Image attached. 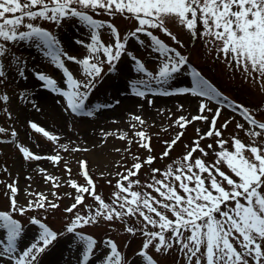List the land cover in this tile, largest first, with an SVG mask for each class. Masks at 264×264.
I'll use <instances>...</instances> for the list:
<instances>
[{
  "label": "rangeland",
  "instance_id": "rangeland-1",
  "mask_svg": "<svg viewBox=\"0 0 264 264\" xmlns=\"http://www.w3.org/2000/svg\"><path fill=\"white\" fill-rule=\"evenodd\" d=\"M94 18L113 23L121 38L136 27L134 19L120 15L108 16L99 12L94 14ZM28 22L38 24L56 35L61 41L62 50L69 55L77 59L89 55L86 45L91 43L90 30L78 20L65 19L57 25L50 21L39 19L29 21L26 18L25 23ZM165 24L179 43L161 31L149 30L186 57L188 63L178 73L173 74V78L167 84L160 85L155 80H149L145 73L138 72L132 59V56H135L153 75L158 72L164 58L153 51L150 38L144 34H138L143 41L142 44L130 38V43L126 44L120 59L113 61L114 70H110L103 52L96 53L92 62L100 64L102 73L95 80V86L88 91L84 112L79 114L67 108L66 98L42 87V82L36 79L35 73H45L56 79L62 90H68V85L63 82L62 70H58L49 58L35 47L33 41H0L6 48V55L0 58L6 72L5 78L0 82V96H8L7 101L0 100V127L6 129L0 133V211L11 212V193L7 188L9 184H14L18 188L17 207H27L29 201H36L38 199L36 193H42L47 197L44 208L33 207L23 214L11 212L13 218L20 221L23 229L21 237L17 240L16 254L21 253L38 236L39 226L30 222L32 218H37L57 232L58 237L39 255L36 264H81L82 245L75 242L74 234L67 232V226L75 215L87 216L98 207V202L85 193L83 204L78 205L72 213L65 211L75 202L74 197L77 195L69 181L87 186V178L80 167L81 161L86 162L88 175L95 184L96 193L106 203L112 204L113 194L119 191L116 187L118 180L125 187L129 181H139L138 184H132L130 191L148 192L157 199H163L146 185L154 183L153 177L155 180H165L163 173L169 166L175 172L196 141L207 155L197 150L189 162L194 163L196 158H200L208 165L215 162L216 153L221 150L217 140L226 141L225 147L229 151L234 150L233 137L246 145L255 142L264 146V134L255 138L246 134L255 126H250L246 122L240 109L241 105L248 108L258 121L264 122V78L259 77L258 73L251 75L245 73L230 56L225 57L219 52L222 42L211 36H201L200 33L204 31L201 23H197L196 36H192L174 17L166 19ZM19 30L27 29L21 26ZM99 34L104 44L114 43V37L109 29H101ZM78 40L84 43H76ZM18 63L24 69L23 77L18 73ZM65 63L76 80L87 82L88 77L82 66L71 61ZM193 70L199 72L201 78L220 93L215 100L179 91L194 87L191 74ZM133 85L144 91L145 96L135 95ZM149 88L152 91H149ZM80 91L84 89L81 88ZM162 91H167L171 95H161ZM201 102L206 103L212 111L201 113L199 111ZM217 109L220 110V114L216 120V129L220 130L222 135L204 136ZM87 112H91L92 115H87ZM197 115L207 116L208 120H192V117ZM133 116H140L144 123L140 124L132 119ZM181 116L191 121L184 128L176 124ZM30 122L43 127L58 139L52 141L42 133L35 132L30 127ZM225 122H228V126L221 127ZM237 124H243L244 128H237ZM255 130L260 131L258 128ZM13 131L16 133L15 137L12 136ZM139 131H143L148 137L146 142L150 144V151L140 146V138L135 135ZM179 133L183 135L169 150V155L163 156L167 148L166 142L170 143L176 139ZM121 135H124V139H120ZM208 145L212 147L209 148ZM18 146H23L43 158L26 160ZM245 155L250 154L245 152ZM49 156H59L60 159L54 162L46 158ZM149 156L154 158L151 164L146 163ZM135 163L142 164L141 169L135 176L129 177V181L122 180V177L127 175V170L132 169ZM153 169L159 171L154 173ZM221 170L233 176V179H238L226 166L222 165ZM47 176L54 177L55 180H46ZM165 182L173 183L177 186V191L183 195L182 190L178 188L179 182L174 181L172 177ZM54 184L58 187H54ZM48 202L55 203L58 207L49 208ZM230 206L234 207V204ZM113 207L121 210L118 204ZM160 210L174 219L167 210ZM143 224L142 218L138 216L113 221H106L100 217L96 223L84 225L77 231L91 235L97 241L92 264H102V258L108 251L105 245V241L108 240L116 243L118 250L130 264L131 261L137 260V253L146 238L140 231L132 234L128 233L126 228L133 227L139 230L143 228ZM148 230L159 229L149 225ZM0 234H3L0 235V239H3L6 237V230L0 229ZM148 251L158 264H187L184 254L179 251L177 245L167 253L163 251L157 253L154 248ZM0 264H9L7 257L0 258Z\"/></svg>",
  "mask_w": 264,
  "mask_h": 264
},
{
  "label": "snow or ice",
  "instance_id": "snow-or-ice-1",
  "mask_svg": "<svg viewBox=\"0 0 264 264\" xmlns=\"http://www.w3.org/2000/svg\"><path fill=\"white\" fill-rule=\"evenodd\" d=\"M99 12L108 16L120 15L134 19L136 27L121 38L113 23L94 18V14ZM172 17L176 18L177 22L192 36L197 35V23H201L204 28V31L200 33L201 36H211L222 42L219 52H222L225 57L230 56L231 60L238 67H242L245 73L249 75L258 73L259 77L264 78V0H0V41H33L35 47L49 58L58 70H62L63 82L68 85V90H62L57 80L45 73H35L36 79L42 82V87L66 98L67 108L79 114L84 112L88 91L95 86V80L102 73L100 64L92 62L96 53L103 52L110 70H114L113 61L120 59L126 44L130 43V38L142 44L143 41L138 34H144L150 38L153 51L164 58L158 72L153 75L135 56H132V59L138 72L145 73L149 80H155L160 85L167 84L173 78V74L178 73L188 63L186 57L169 47L149 30L156 29L171 40L177 41V37L165 24L166 19ZM26 18L29 21L38 19L50 21L57 25L65 19L78 20L81 25L90 30L91 43L86 45L89 55L83 59L69 55L62 50L61 41L56 35L38 24L25 23ZM21 26L27 30L20 31ZM104 28L109 29L114 37L113 44L106 45L101 41L99 31ZM76 43L84 42L78 40ZM127 54L131 55V53ZM5 55V44L0 43V58ZM66 61L82 66V70L88 77L87 82L82 83L76 80L66 67ZM17 70L21 77L25 75L19 63ZM191 74L194 87L180 89V92H190L194 96L207 97L210 100H215L220 95L211 84L201 78L199 72L193 70ZM5 76L4 64L0 63V82ZM141 83L145 82L141 81ZM81 88L84 91H80ZM133 88L135 95L145 96L144 91H140L135 85ZM149 91L152 89L149 88ZM160 94L171 95L167 91H162ZM0 100L7 101L8 96L2 95ZM240 109L246 122L260 130L256 131L253 128L246 134L252 138L261 137L264 134V122L258 121L248 108L241 105ZM199 111L203 113L212 109L201 102ZM219 114L220 110L217 109L210 121V128L204 136L220 137L222 135L221 131L216 129ZM87 115L91 116L92 113L87 112ZM132 119L140 124L144 123L140 116H133ZM192 120H208V117L197 115L192 117ZM190 122L181 116L176 124L184 128ZM227 126L228 122H225L221 127ZM30 127L49 140L58 139L36 123L30 122ZM237 128L243 129L244 125L237 124ZM5 131V128L0 127V133ZM135 135L140 138V146L150 151L146 134L139 131ZM182 135L183 133H179L176 139L170 143L166 142L167 148L163 156L169 155V150ZM12 136H16L15 131L12 132ZM203 138L202 136L201 139ZM120 139H124V135H121ZM226 143L222 139L217 140L221 150L216 153L215 162L208 165L200 158H196L194 163L189 162L197 150L207 155L196 141L195 146L186 153L182 165L175 172L169 166V169L163 173L165 180L172 177L174 181L179 182L178 188L182 190L183 195L177 191V186L173 183L155 180L153 177L154 183H149L146 187L153 189L163 199H157L148 192L130 191L132 184H138L139 181H129V177L135 176L142 167V164L135 163L132 169L127 170V175L122 177V180L129 181L128 186L125 187L118 180L116 187L119 191L113 194L112 204L106 203L95 191V184L88 175L86 162L81 161L80 167L84 177L87 178V186L69 181L77 195L74 197L75 202L65 211L72 213L78 205L83 204L85 193L98 202V207L94 211L87 216L75 215L67 226V232L74 234L75 242L82 245L81 264H92L97 241L91 235H84L77 231L78 228L96 223L97 218L100 217L106 221H113L131 216L142 218L143 228L137 230L127 227L126 231L132 234L140 231L146 239L137 253V260L131 261L130 264H158L148 250L154 248L157 253L162 251L167 253L174 245L179 246V251L184 254L187 264H264V146L257 145L255 142L246 145L240 139L233 137L234 150L229 151L225 147ZM18 147L26 160L43 158L23 146ZM208 147L211 148L212 145ZM245 152L250 155L246 156ZM46 158L54 162L60 159L59 156ZM153 159L149 156L146 163L151 164ZM222 165L226 166L238 179H233V176L221 170ZM158 171L159 169H153L154 173ZM205 173L207 175H203ZM45 179L55 180L50 176ZM54 187L58 185L54 184ZM7 188L11 193V212L23 214L33 207L46 206L47 197L42 193H36L38 197L36 201H29L27 207H17L18 188L14 184L7 185ZM121 193L127 195H121ZM116 204L120 211L113 207ZM232 204L234 207L230 206ZM47 207L54 209L58 205L48 202ZM160 209L170 212L174 219L169 218ZM11 212L0 211V229L6 230V237L0 239V258L7 257L9 264H36L39 255L57 240L58 233L39 219L32 218L30 222L39 226L38 236L21 253L16 254L17 240L21 237L23 229L20 221L13 218ZM217 216L220 218L218 219ZM149 225L159 230L149 231ZM105 245L108 251L102 258V264H129L115 242L108 240L105 241Z\"/></svg>",
  "mask_w": 264,
  "mask_h": 264
}]
</instances>
